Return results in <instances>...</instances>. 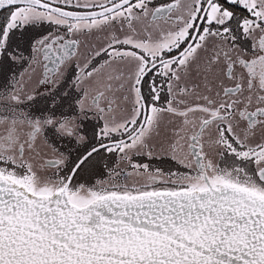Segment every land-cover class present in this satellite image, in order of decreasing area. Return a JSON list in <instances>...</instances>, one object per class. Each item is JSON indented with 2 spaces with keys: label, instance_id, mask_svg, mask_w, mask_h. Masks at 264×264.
<instances>
[{
  "label": "snow or ice",
  "instance_id": "obj_1",
  "mask_svg": "<svg viewBox=\"0 0 264 264\" xmlns=\"http://www.w3.org/2000/svg\"><path fill=\"white\" fill-rule=\"evenodd\" d=\"M0 264H264V0H0Z\"/></svg>",
  "mask_w": 264,
  "mask_h": 264
}]
</instances>
